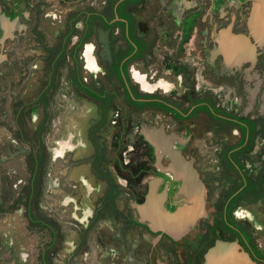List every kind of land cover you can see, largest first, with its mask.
<instances>
[{
  "label": "flooded vegetation",
  "instance_id": "af4514ba",
  "mask_svg": "<svg viewBox=\"0 0 264 264\" xmlns=\"http://www.w3.org/2000/svg\"><path fill=\"white\" fill-rule=\"evenodd\" d=\"M253 0H0V264H264ZM193 161L203 205L174 212Z\"/></svg>",
  "mask_w": 264,
  "mask_h": 264
},
{
  "label": "water",
  "instance_id": "95a60500",
  "mask_svg": "<svg viewBox=\"0 0 264 264\" xmlns=\"http://www.w3.org/2000/svg\"><path fill=\"white\" fill-rule=\"evenodd\" d=\"M249 27L259 45L264 44V0H253ZM164 139L165 143L160 147L170 159L164 171L171 172L176 179L183 182L177 196L181 199L183 207L174 212L167 211L163 199L157 198L151 190L147 201L138 207V211L141 220H148L153 230L162 231L176 239L183 236L200 215L204 192L193 161L172 148L171 137L167 136Z\"/></svg>",
  "mask_w": 264,
  "mask_h": 264
}]
</instances>
